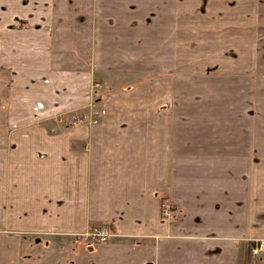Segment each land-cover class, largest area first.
<instances>
[{"label":"crops","instance_id":"0c3cea01","mask_svg":"<svg viewBox=\"0 0 264 264\" xmlns=\"http://www.w3.org/2000/svg\"><path fill=\"white\" fill-rule=\"evenodd\" d=\"M254 240L264 0H0V264H245Z\"/></svg>","mask_w":264,"mask_h":264},{"label":"built area","instance_id":"2783aa9c","mask_svg":"<svg viewBox=\"0 0 264 264\" xmlns=\"http://www.w3.org/2000/svg\"><path fill=\"white\" fill-rule=\"evenodd\" d=\"M60 121H63V118H61ZM98 121H99V119L96 117V114H94V113L92 115H88L87 113H78L76 116H74L71 119L70 122L73 125L77 126V125H80V124L85 123V122L96 124V123H98ZM163 213L167 215L169 213V207H167V206L164 207ZM85 235L88 237L89 236L93 237L100 242H104L109 237V232H106V231L100 230V229H94V230L87 232ZM251 251L253 254H259V253L264 252V240L254 241V243L252 244V247H251Z\"/></svg>","mask_w":264,"mask_h":264},{"label":"trees","instance_id":"16d2710c","mask_svg":"<svg viewBox=\"0 0 264 264\" xmlns=\"http://www.w3.org/2000/svg\"><path fill=\"white\" fill-rule=\"evenodd\" d=\"M97 93V91H95ZM95 226L91 227V229H94ZM251 242L248 243L246 250H245V264H253V257L252 253L250 251Z\"/></svg>","mask_w":264,"mask_h":264},{"label":"flooded vegetation","instance_id":"af4514ba","mask_svg":"<svg viewBox=\"0 0 264 264\" xmlns=\"http://www.w3.org/2000/svg\"><path fill=\"white\" fill-rule=\"evenodd\" d=\"M170 207V206H169ZM169 212H170V208H169ZM169 214V213H168ZM255 241V240H254ZM254 241H250L251 242V246H250V251H251V247H252V244L254 243ZM251 253H252V251H251ZM264 254V252H262V253H259V254H253L252 253V256H262Z\"/></svg>","mask_w":264,"mask_h":264},{"label":"rangeland","instance_id":"374dc122","mask_svg":"<svg viewBox=\"0 0 264 264\" xmlns=\"http://www.w3.org/2000/svg\"><path fill=\"white\" fill-rule=\"evenodd\" d=\"M66 117V116H65Z\"/></svg>","mask_w":264,"mask_h":264}]
</instances>
